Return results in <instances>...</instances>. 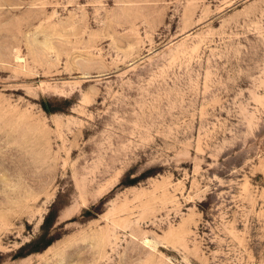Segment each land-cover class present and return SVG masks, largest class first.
<instances>
[{
  "label": "rangeland",
  "instance_id": "1",
  "mask_svg": "<svg viewBox=\"0 0 264 264\" xmlns=\"http://www.w3.org/2000/svg\"><path fill=\"white\" fill-rule=\"evenodd\" d=\"M0 264H264V0H0Z\"/></svg>",
  "mask_w": 264,
  "mask_h": 264
}]
</instances>
